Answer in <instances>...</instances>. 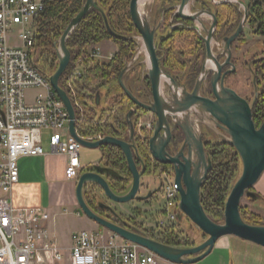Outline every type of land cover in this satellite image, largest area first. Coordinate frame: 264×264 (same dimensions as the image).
I'll use <instances>...</instances> for the list:
<instances>
[{"label":"water","instance_id":"water-1","mask_svg":"<svg viewBox=\"0 0 264 264\" xmlns=\"http://www.w3.org/2000/svg\"><path fill=\"white\" fill-rule=\"evenodd\" d=\"M150 0H131L130 16L136 29L142 36L146 58L148 60V77L153 86V97L155 102L144 104L138 100L134 94L128 89L124 83V75L128 71L126 67L120 74L119 82L122 89L126 92L128 98L143 109L155 113L158 117L153 137L150 139V152L154 159L162 163L177 164L175 171V183L179 186V212L177 220L181 221L182 216L188 217L193 224L207 237L200 245L190 248H178L157 241L133 226H125L118 224L121 220L115 215L112 206L100 202V207L114 213L112 220L104 219L98 216L88 206L84 198V188L87 186H98L102 189L104 195L113 203H129L136 199V195L140 188V178L142 172L137 166L139 155L134 154V124L132 116L134 111L127 114V122L129 126V135L125 140L111 135H105L103 139L98 141L83 140L76 133V111L68 93L60 86V80L71 63L72 54L68 48V40L77 27L80 25L85 16L92 10L96 9L104 18V22L108 32L116 39L127 40L128 38L116 33L109 24L108 17L104 10L100 7L97 0H86L80 12L72 19L61 38L57 43V55L59 65L57 70L49 78V81L64 103L69 113V130L72 136L80 142L83 147L91 149H101L103 146H113L119 148L124 154L128 170L132 176V182L123 177L118 170L107 165L93 163L83 168L76 185V200L83 216L93 220L104 230L121 237L124 240L135 243L158 258L172 264H196L208 257L217 242L227 236H234L239 239L251 242L264 248V225H252L247 223L241 214V202L247 195L252 199H258L256 193L252 189L264 174V122L259 129L256 128L253 120V107L242 99L235 91L225 88L223 85L218 87V81L224 65H221L212 51V41L214 31L217 27L218 18L215 13L197 9L193 6L194 0H181L176 6L173 16L178 15L184 20L194 21L202 24L203 17L211 18L212 25L209 29L205 28L206 38L204 41L207 47V62H211L215 67L213 76V88L216 100L205 98L200 95V86L204 78L212 71L203 69L201 78L197 81L196 88L192 94L184 90L181 96L178 94V86L175 80L167 75L160 67V59L157 55L156 32L157 26L152 25L151 18L143 9L142 5ZM215 2V0H211ZM220 4L235 3L243 9L242 24L231 37L223 39L224 51L227 54L226 64L230 63L232 55L231 45L238 38L244 28V22L248 21L249 11L248 5L242 0H220ZM193 8L194 12L190 11ZM196 29V27H195ZM234 69V67H233ZM169 80L177 89V94H172L171 98L165 101L162 99L161 82ZM257 98V97H256ZM101 95L97 94L96 104L99 106ZM255 104V102H254ZM253 104V105H254ZM168 111L174 114L175 124L180 126L185 133V146L189 147V153L173 155L172 158L165 157V145L171 137L170 126L165 114ZM187 111L186 115L182 113ZM199 112L202 115L200 119L204 124L214 128L220 134L222 128L226 133L225 142L233 146L239 154L243 171L240 178L232 186L224 211V223L214 221L206 212L202 204V187L208 179L209 173L213 169V162L205 151L202 134L195 124V119L189 114ZM177 115V116H176ZM164 130V135L162 131ZM126 182L125 192H115L111 187V182ZM138 200H144L145 197H138Z\"/></svg>","mask_w":264,"mask_h":264},{"label":"built area","instance_id":"built-area-1","mask_svg":"<svg viewBox=\"0 0 264 264\" xmlns=\"http://www.w3.org/2000/svg\"><path fill=\"white\" fill-rule=\"evenodd\" d=\"M48 1L0 0V264H158L160 258L147 249L95 230L75 232L72 246L63 249L45 225L51 219L47 209L13 205L11 194L20 180V159L63 156L68 161L65 177L72 181L79 179L84 168L80 161L83 145L69 130V113L49 81L51 75L40 69L33 53L35 22ZM88 55L99 62L113 57L105 56L99 45L90 48ZM84 69V59L76 60L66 80L76 114L84 111L75 90L84 81ZM33 89H42L43 94L29 100L27 91ZM44 131L51 132L49 153L43 148ZM76 132L87 141L104 137ZM164 194L165 218L155 225L160 231L177 224L180 203L175 183H168Z\"/></svg>","mask_w":264,"mask_h":264},{"label":"flooded vegetation","instance_id":"flooded-vegetation-1","mask_svg":"<svg viewBox=\"0 0 264 264\" xmlns=\"http://www.w3.org/2000/svg\"><path fill=\"white\" fill-rule=\"evenodd\" d=\"M195 2L196 0L193 3L194 5ZM220 3V0H215V2L211 1V4L213 6H218L220 5ZM176 6L177 5L175 4H167V1L165 2V0H154V6H152L149 11V17L151 18L152 25L157 26V32L155 37L158 46L157 55L160 59V67L167 75L171 76L175 80L179 91H176L177 89L169 80H162L160 88L161 97L162 99L167 101V99L171 98L172 94H177V92L179 96H181L183 93V88L184 90H186V92L192 94L196 88L197 81L201 78L203 69L206 66V69L212 71L202 81L199 92L202 97L210 98L211 100H216L212 83L214 76L213 70H215V67L212 65L211 62H207V47L204 41V38L207 37L205 34V28L209 29L212 25V22H205L203 17V27L198 22L184 20L178 15L173 16L174 12L176 11ZM195 7L197 9H203L197 7L196 5ZM211 12L216 14V12L214 11ZM241 24V21L217 22V27L213 35L212 51L214 53V56L220 62V64L224 65L221 71L220 79L218 81V87L223 85L225 88L235 91L242 99L246 100L248 104L253 107V120L255 122L256 128L259 129L262 123L264 122V105L258 104L261 98H263L264 100V46H262L263 48L261 49V53L255 56L251 55L249 60V49L243 51L241 53V57L236 55V51L237 49H239L237 47V44H241V46L244 47L246 46V44L248 45L251 41L256 38L259 41L264 42V35L256 33V28L252 26V22L249 21V18L247 22H244V28L238 38L232 43V55L230 58V63L225 65L227 61V54L224 51L223 39L226 37H231L233 34H235ZM124 28L126 29L123 31V33L118 34L127 37V40L132 41L135 44L133 57L123 68L124 70L126 67L129 66L128 71L124 75V83L126 84L128 89L134 94V96L142 103H154L155 100L152 95L153 86L151 80L148 77L149 65L145 54L142 36L136 29L133 22H129V24H127ZM106 42H110L118 50V45L114 41L109 40ZM173 42L175 45V51L172 52L168 47V44ZM240 68H245L251 76V83L249 82V79H247L248 81L245 84L246 89L244 88L245 91H242L243 88L240 91L236 87L232 86L229 82L231 77L235 76ZM122 91L124 98L126 99H124L122 108L129 107L126 113V130H118V132L120 131L119 134L116 133V135L111 136H115L122 140H125L128 137L129 126L127 122V114L130 111H134V114L132 116V121L134 124L133 151L135 155L138 154L140 157V159H137L136 162L139 171L142 172V176L140 178V188L135 199L138 202V206L132 209L129 213L119 212L118 209L114 207L113 202L110 201L104 195L102 189L98 186L85 187L84 198L88 206L98 216L107 220H112L114 216L113 212H110L109 210L100 207L99 203L103 202L107 205L112 206L114 212L118 214L115 215L117 219L119 217L121 218L118 224L125 226H133L143 232L150 233L153 227H147L144 221L142 220L145 214L148 213V210L151 209L156 203L158 198L165 197L164 190L167 184L170 182L175 183V171L177 164L162 163L152 157L150 152V139L154 135L158 117L155 113L149 112L143 109L142 107L138 106L133 101H131L128 98L126 92L123 89ZM258 106V109L261 110V117H263V119L260 118L257 120L255 118V111L256 107ZM165 114L171 131V137L165 145V157L169 159L172 158L173 155H177L180 153L187 155L189 153V147L184 145L185 133L183 129L177 124H175L174 114L168 111H165ZM186 114L187 111L182 113L181 118L183 117V115ZM189 115L194 119L196 118L195 124L198 127L200 133L202 134L205 151H208L209 155L210 152H214L213 149H211V151L208 149L209 143H211L212 145H229L225 142L224 139H222L220 135H218L219 137L217 136L216 131L214 129L204 124L200 120L202 118V115L199 112H196V114H193V112H191ZM140 124H142V127L139 126ZM217 128L222 133L227 134L222 128L218 126ZM209 133L212 135L211 137L213 138L218 137L216 141H218L219 143L211 141L208 138ZM162 135H164V130L162 131ZM118 156L120 157V155ZM113 158L114 157L109 156V154L108 156H106L102 153V157L97 163L101 165L105 164L111 167V164H114L116 162L112 160ZM122 162L123 165L126 166V168L123 169V171H120L119 173L123 177L128 179L129 183H131L132 176L128 170V165L125 157H122ZM111 187L115 192H119L118 187H114L112 182ZM102 196H104L105 200L102 199ZM138 197H145L146 199L138 200ZM166 204L167 202H165L163 208L158 211V216L164 213L167 206ZM85 218L92 226H94V228L103 229V227H101L93 220L89 219L86 216ZM183 219H186V216L183 215L182 220ZM178 223L179 220H177V224Z\"/></svg>","mask_w":264,"mask_h":264},{"label":"trees","instance_id":"trees-1","mask_svg":"<svg viewBox=\"0 0 264 264\" xmlns=\"http://www.w3.org/2000/svg\"><path fill=\"white\" fill-rule=\"evenodd\" d=\"M97 1L107 15L110 27L116 33H123L126 29L124 27L132 22L129 11L131 0ZM166 1L167 4L176 5L180 0ZM85 2L86 0H50L47 2L45 10L36 19L33 53L36 55L40 69L49 75L54 74L59 65L57 43ZM195 5L216 12L218 22H240L242 17L240 6L235 3L213 6L210 0H196ZM248 8L249 21L256 28V33L264 35V0H251ZM109 40L118 45V50L111 60L99 62L88 55L90 48ZM67 45L71 51L72 60L60 80V86L68 92L73 101V95L67 88L66 80L76 60L83 58L85 63L84 81L77 83L75 88L78 92V101L84 106L82 113L77 110V129L81 134L91 136L116 135V133L119 134L120 131L126 130V113L129 107L122 108L125 98L119 84V76L133 57L134 42L114 38L108 32L101 13L92 9L71 35ZM168 47L172 52L175 51L174 42L169 43ZM97 94L101 95L99 106L96 104ZM262 102H264L263 98L258 104L264 105ZM102 103L105 104L104 109H101ZM258 108L259 106L256 107L255 118L263 119L261 110ZM118 130L120 131L118 132ZM220 149L210 153L213 169L202 187V204L214 221L224 223L229 186L230 183L238 180L240 157L230 145H220ZM100 150L104 155L108 156L109 154L115 158L112 160L116 162L111 164V167L119 172L126 168L122 162V157L125 156L119 148L103 146ZM112 184L114 187H118L120 193L125 192L127 187L126 182L113 180ZM241 214L249 224L264 225V219L245 212L242 207ZM162 238L169 245L187 248L194 246L189 238L179 239L174 230H164Z\"/></svg>","mask_w":264,"mask_h":264},{"label":"rangeland","instance_id":"rangeland-1","mask_svg":"<svg viewBox=\"0 0 264 264\" xmlns=\"http://www.w3.org/2000/svg\"><path fill=\"white\" fill-rule=\"evenodd\" d=\"M180 3H181V0L178 1V3L176 5L178 6ZM152 6H154V0H150L146 3V5H143V9L146 11V13L149 16H150L149 11H150V8ZM193 6H195V5L193 4ZM190 11L194 12L192 7L190 8ZM240 11H241L242 17H243V9L241 7H240ZM242 17H241V20H242ZM203 19L205 22H211V18H209V17H204ZM12 42L14 43V40H12ZM105 45L106 44H104V46ZM262 46H264V42L259 41L257 38L254 39L253 41H251L248 45L246 44V46H244V47H242L241 44H237V47L239 49H237L236 55L241 57V53L243 51H246L247 49H249L250 50L249 58H248V60H249L251 55L255 56V55H258L259 53H261V49L263 48ZM111 48L115 49V46H112V45L106 46L105 50H102L103 54L105 56H107L108 54L105 51H110ZM245 58H247V57H245ZM71 60H72V58H71ZM247 79H249V82L251 83V76L248 73V71L245 68L244 69L240 68L238 73H236L235 76L231 77L229 82L232 86L236 87L240 91L242 90V88H243L242 91H245V89H246L245 84L248 81ZM42 94H43L42 89H33V90L27 91V97L29 100H32L34 96H38V95L41 96ZM104 108H105V104L102 103L101 109H104ZM212 129H214V128H212ZM50 133L51 132H49V131H44V135H43V148H44L45 152H47V153L50 152V146H49ZM216 134H217V136L220 135L222 137V139H224V140H225V137L228 136L227 134L222 133L221 131H220V134L218 132H216ZM211 136L212 135L209 133L208 138L211 141L219 143L218 141H216L219 136L215 137V138H213ZM208 149L210 151H211V149H213L214 152L221 150L220 144H218V145L213 144L212 145L211 143H209ZM234 150L236 151L235 148H234ZM207 154H208V151H207ZM101 156H102V154H101L100 149H91V148H87V147H82L81 156H80V161H81L82 167H86V166H89L90 164L97 163L98 161H100ZM49 163L50 164H48V165H50V169L53 172V174H56V176H59L60 178L50 185L47 183H44V194H45V200L47 202H46L45 206H43V207L44 208L45 207L47 208L48 206L51 207L50 200L56 199V200H59V201L61 200L62 202H64L65 207H63V209H68V204L73 203L76 199L77 180L72 181V180H67L65 178L64 172L62 171L64 168V165H65V162L60 158V156H53L50 159ZM45 165H47L46 161L44 163V170H45ZM41 168L43 170V166ZM239 169H240V172L237 176L238 177L237 179L240 178L242 171H243V165H242L241 158H240ZM236 182H237V180L230 183L231 185L229 186L230 187L229 194H230L232 186ZM259 182H260V180H259ZM259 182L257 183L258 185L256 184V186L252 189V191L254 193H256V195L258 196V199L255 200V199H252L251 197L246 195L241 202V207L244 209L245 212H248L251 215H255V216L257 215L258 217L264 219V199H263L262 192H261V182L260 183ZM102 199L105 200L104 196H102ZM165 200H166L165 197H159L158 200L156 201V203L153 205V207L151 209L148 210V213L145 214V216L142 220V221H144V223L146 224L147 227L148 226L153 227L151 235L150 234L149 235L153 239L160 241V242H163V243H165V242L162 238V235H163V231L166 229H164L162 231H160L158 229L156 230L155 225L157 224V222L159 220L165 218V214H161L158 216V211L163 208V206L166 202ZM113 204H114V207L116 209H118L119 212H125V213H129L132 209H134L138 206V202L136 200L135 201L133 200L129 203H124V204L115 203V202ZM220 223L222 224V222H220ZM171 228L172 229H170V228H168V229L174 230L177 234V237H179V239L183 240V239L189 238V241L193 242V244H194L193 247L202 244L207 239V237L205 235H203V233L193 224V222L188 217H186V219L179 221L178 224H176L175 226H173ZM74 230H79V228L74 229ZM101 230L103 233H105V232L108 233L104 229H101ZM235 238H237V237H235ZM250 244H253V243H250ZM167 245H169V244H167ZM170 246H173V245H170ZM173 247L187 248V247H181V246H173ZM63 264H69V262L66 261ZM196 264H223V263L220 262L219 258H213V257H210V255H209L204 260H202ZM225 264H230V258H229V262H225Z\"/></svg>","mask_w":264,"mask_h":264},{"label":"crops","instance_id":"crops-1","mask_svg":"<svg viewBox=\"0 0 264 264\" xmlns=\"http://www.w3.org/2000/svg\"><path fill=\"white\" fill-rule=\"evenodd\" d=\"M242 1L248 6L251 2V0ZM104 44L106 45L104 46ZM110 45H112L110 42L105 41L100 43L99 46L102 50H105L106 46ZM105 52L108 54L107 56H111L117 52V48H111L110 51ZM52 157L53 156L26 157L20 159V180L14 187L11 194L13 205L16 208L45 206L47 201L45 200L44 183L50 185L60 178L59 176H56V174H53L50 169V165H48L50 164L49 162ZM60 158L65 162L62 170L65 175L68 161L63 156ZM45 161L47 162V165H45L44 170ZM42 166L43 170L41 168ZM260 182L261 192L264 199V174L262 175ZM50 203L51 207L48 206L45 208L50 212L51 219L47 221L45 225L61 248L68 249L72 246V236L75 232L83 230H95L102 232L101 229L94 228L85 216H82L76 199L73 203L68 204V209H63L65 205L61 200L59 201L53 199L50 200ZM78 228L79 230H74ZM103 234L107 237H111L112 235L110 232H105ZM250 243L248 241L245 242V240L235 238L234 236L223 237L217 242L215 248L210 254V257L219 258L220 262L223 264H225V262H229V258L230 264H264V248ZM158 264L172 263L158 259Z\"/></svg>","mask_w":264,"mask_h":264},{"label":"bare ground","instance_id":"bare-ground-1","mask_svg":"<svg viewBox=\"0 0 264 264\" xmlns=\"http://www.w3.org/2000/svg\"><path fill=\"white\" fill-rule=\"evenodd\" d=\"M143 6V5H142ZM112 59V58H111ZM111 59H109V60H111ZM109 60H107V61H109ZM98 106V105H97ZM77 116V115H76ZM70 119V118H69ZM76 131H77V121H76ZM77 133V132H76ZM78 134V133H77ZM104 138V137H103ZM102 138V139H103ZM98 141V140H97ZM91 142H94V141H91ZM37 157H44V156H37ZM20 161V160H19Z\"/></svg>","mask_w":264,"mask_h":264}]
</instances>
